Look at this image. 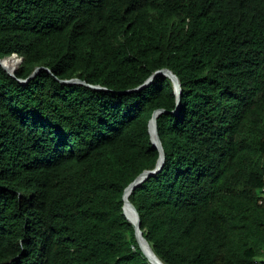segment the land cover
Here are the masks:
<instances>
[{"label": "trees", "instance_id": "obj_1", "mask_svg": "<svg viewBox=\"0 0 264 264\" xmlns=\"http://www.w3.org/2000/svg\"><path fill=\"white\" fill-rule=\"evenodd\" d=\"M0 60V264H151L156 110L150 250L264 264V0H0Z\"/></svg>", "mask_w": 264, "mask_h": 264}, {"label": "water", "instance_id": "obj_2", "mask_svg": "<svg viewBox=\"0 0 264 264\" xmlns=\"http://www.w3.org/2000/svg\"><path fill=\"white\" fill-rule=\"evenodd\" d=\"M0 65L4 67V69L11 75V76H14L13 75V72H12V68L11 67H8L6 64L3 63V61L0 60ZM40 70V67L39 68H36L34 70V72L30 75V77L24 81H21L19 80V82L21 83H25L27 82L30 78L34 77L35 74ZM158 75H165V76H168L174 83V86H175V94H176V99H177V106L179 104V95H180V84H179V81L178 79L176 78V76L171 73L170 71H167V70H161V71H158L157 73H155L154 75H152L144 84H142L141 86L133 89V90H129V91H137V90H140L142 89L143 87H146L148 86L154 79V77L158 76ZM62 83H81V84H85L83 81H80L78 79H71V80H62L61 81ZM90 86V85H89ZM94 89H98V90H101V89H105V88H101L99 86H90ZM164 112V110H156L152 113V116L149 120V124H148V130H149V134H150V140L151 142L153 143V145L159 150V159H158V162H157V165L155 167L154 170H146V171H143L139 176H137L124 190L123 192V195H122V200H123V213L126 215L127 219L132 223L134 229H135V236H136V239H137V242L140 246V248L142 249L144 255L147 257V259L149 260V262L151 264H163L155 255L154 253L152 252L150 255L148 253V244L146 242V240L143 238L142 234H141V231H140V220H139V215H138V212L137 210L134 208V206L128 201L127 197L128 195L130 194V192L136 187L138 186L141 182H143L145 179H147L148 177H150L151 175H154L157 171H159L164 163V151H163V148H162V144H161V141H160V138H159V135H158V132H157V124H156V117L160 114ZM126 206L128 207V212L129 213H132L133 216H135V219L134 220H131L130 217L127 215V210H126ZM150 249V248H149Z\"/></svg>", "mask_w": 264, "mask_h": 264}, {"label": "bare ground", "instance_id": "obj_3", "mask_svg": "<svg viewBox=\"0 0 264 264\" xmlns=\"http://www.w3.org/2000/svg\"><path fill=\"white\" fill-rule=\"evenodd\" d=\"M126 210H127V212L129 211L127 206H126ZM127 215L130 217L131 220H134V219H135V216H133L132 213H129V212H128ZM148 253H149L150 255H152V254H151L152 252H151V250H150L149 248H148Z\"/></svg>", "mask_w": 264, "mask_h": 264}]
</instances>
